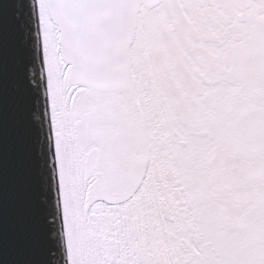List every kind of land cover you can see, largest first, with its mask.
Segmentation results:
<instances>
[{"label":"snow or ice","instance_id":"obj_1","mask_svg":"<svg viewBox=\"0 0 264 264\" xmlns=\"http://www.w3.org/2000/svg\"><path fill=\"white\" fill-rule=\"evenodd\" d=\"M0 262L264 264V0H2Z\"/></svg>","mask_w":264,"mask_h":264},{"label":"water","instance_id":"obj_2","mask_svg":"<svg viewBox=\"0 0 264 264\" xmlns=\"http://www.w3.org/2000/svg\"><path fill=\"white\" fill-rule=\"evenodd\" d=\"M0 2H2V0H0ZM5 23L10 40H16L18 38L17 22L13 19L11 12L8 13ZM11 258L12 257H9V259ZM0 264H2V262H0Z\"/></svg>","mask_w":264,"mask_h":264}]
</instances>
